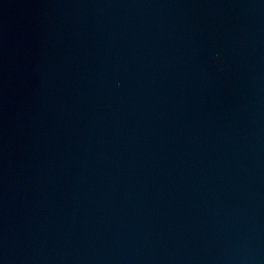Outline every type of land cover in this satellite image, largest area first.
<instances>
[{
    "label": "water",
    "instance_id": "water-1",
    "mask_svg": "<svg viewBox=\"0 0 264 264\" xmlns=\"http://www.w3.org/2000/svg\"><path fill=\"white\" fill-rule=\"evenodd\" d=\"M0 264H264V0H0Z\"/></svg>",
    "mask_w": 264,
    "mask_h": 264
}]
</instances>
